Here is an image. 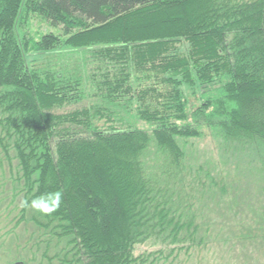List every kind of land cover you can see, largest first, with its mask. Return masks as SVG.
Instances as JSON below:
<instances>
[{
	"label": "trees",
	"instance_id": "trees-1",
	"mask_svg": "<svg viewBox=\"0 0 264 264\" xmlns=\"http://www.w3.org/2000/svg\"><path fill=\"white\" fill-rule=\"evenodd\" d=\"M31 17L58 33L31 37ZM204 129L264 176V0H0V151L20 214L45 204L37 264L196 259L209 230L176 185ZM256 212L238 242L264 264Z\"/></svg>",
	"mask_w": 264,
	"mask_h": 264
},
{
	"label": "rangeland",
	"instance_id": "rangeland-1",
	"mask_svg": "<svg viewBox=\"0 0 264 264\" xmlns=\"http://www.w3.org/2000/svg\"><path fill=\"white\" fill-rule=\"evenodd\" d=\"M27 26L33 38L59 31L37 17H31ZM43 62L40 60L36 64L42 65ZM132 124L138 129H148L141 122ZM179 145L185 159L180 174L181 184L176 185V188L183 189L187 202L185 207L191 206L190 213L194 212L201 228L209 230V244L197 250L196 259L182 255L176 263L257 264L256 251L244 248L238 242L243 236L242 231L246 233L245 229L241 230L243 223L246 224L251 212L261 208L264 201V176L254 161L255 152L252 149L238 155L224 152L225 147L205 129L202 130L201 138L179 142ZM155 148L151 139L144 157L147 165L153 169L161 167L164 162ZM9 155L13 157L12 151ZM15 167L16 162L12 159L10 166L0 151V264H37L41 261V251L36 252L35 243L46 238L32 219L42 222L45 204L38 202L29 207L25 214H20L23 195L18 194L20 185L12 181ZM40 247L42 249V245ZM158 249V246L144 244L135 248L134 255L154 253ZM33 258L35 262L31 263Z\"/></svg>",
	"mask_w": 264,
	"mask_h": 264
}]
</instances>
